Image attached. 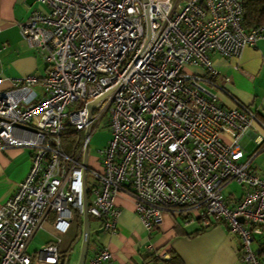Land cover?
I'll return each mask as SVG.
<instances>
[{"label":"built area","instance_id":"2783aa9c","mask_svg":"<svg viewBox=\"0 0 264 264\" xmlns=\"http://www.w3.org/2000/svg\"><path fill=\"white\" fill-rule=\"evenodd\" d=\"M33 1L39 7L18 28L45 73L0 91V149L30 150L26 175L0 203V264H57L60 236L84 208L115 233L120 193L146 230L165 214L182 225L224 224L240 239L241 260L264 264V240L252 249L264 238V171L251 168L264 122L235 99L218 105L203 86L221 87L211 53L239 57L264 39V24L244 27L243 0ZM104 117L110 138L91 167L89 137ZM232 181L243 188L238 198L222 195ZM48 220L53 241L29 253ZM110 257L98 247L84 264Z\"/></svg>","mask_w":264,"mask_h":264},{"label":"crops","instance_id":"0c3cea01","mask_svg":"<svg viewBox=\"0 0 264 264\" xmlns=\"http://www.w3.org/2000/svg\"><path fill=\"white\" fill-rule=\"evenodd\" d=\"M38 7L33 0H0V91L10 89L14 78L28 74L41 78L45 73V64L37 51L23 41L18 28V24ZM210 59L220 75L228 78L223 82L219 76L216 81L221 87L203 85L216 103L229 108L235 99L254 110L264 122V39L243 48L239 57L211 53ZM189 71L203 73L198 67H191ZM29 157L28 148L0 149V203L13 193L26 175ZM115 205L120 211L115 233L105 230L97 233L101 227L95 219L93 229L98 243L89 244L86 258L98 247H105L111 257L103 264H245L239 255V237L224 224L208 228L197 222L182 225L170 214H165L157 227L146 230L134 211L132 197L120 193L115 197ZM48 221L43 224L48 236L45 245L54 239ZM79 235L75 220L67 233L60 236V242L72 241L77 236L76 242L80 244ZM63 250L58 249L59 252Z\"/></svg>","mask_w":264,"mask_h":264},{"label":"rangeland","instance_id":"374dc122","mask_svg":"<svg viewBox=\"0 0 264 264\" xmlns=\"http://www.w3.org/2000/svg\"><path fill=\"white\" fill-rule=\"evenodd\" d=\"M110 129L107 125V117H104L99 125L93 130L92 134L89 137V146H88V163L89 166H95L97 164V160L101 158L100 150L103 149V147L106 145L108 139L110 138ZM242 144L245 149V154L250 155L256 148V145L253 143V140L251 139V136L246 135L243 140ZM251 168L262 172L264 171V150L260 151L257 155L254 156L251 163ZM243 188L241 185L236 183L235 181L230 182L226 187L222 190V195L224 197L231 198V195L234 198H238L240 194L242 193ZM76 221L77 218L75 219ZM75 220L73 222H75ZM72 222V223H73ZM88 222L90 226V234H89V244L90 246L96 245L98 243L97 234L94 233V225L96 223V220L92 216H88ZM48 236L46 233V230L42 227L40 228L37 233L34 235L30 245H29V253L33 254L40 248H42L45 244V241L47 240ZM78 237H74L72 241H69V239H66L64 241H61L58 244V249L66 251L69 253V258L67 261V264H76L78 260L79 250H80V244L77 243ZM264 240V238L260 237L257 238L252 243V249L255 250L260 242ZM66 245V247H64ZM71 246V247H70ZM71 248V250H68Z\"/></svg>","mask_w":264,"mask_h":264},{"label":"trees","instance_id":"16d2710c","mask_svg":"<svg viewBox=\"0 0 264 264\" xmlns=\"http://www.w3.org/2000/svg\"><path fill=\"white\" fill-rule=\"evenodd\" d=\"M242 21L246 29H250L254 26L264 24V0H243ZM76 218L78 220V225L80 230L82 222L80 217H76ZM68 250H71V248H69ZM68 258H69L68 252L66 251L59 252L57 264H67Z\"/></svg>","mask_w":264,"mask_h":264},{"label":"water","instance_id":"95a60500","mask_svg":"<svg viewBox=\"0 0 264 264\" xmlns=\"http://www.w3.org/2000/svg\"><path fill=\"white\" fill-rule=\"evenodd\" d=\"M97 101L92 102L90 104H88V112L90 114L92 107L96 104ZM86 161V152L83 158V164H85ZM239 221H241V219H239ZM81 228H80V235H79V239H80V250H79V255H78V260L76 264H84L86 256H87V250H88V246H89V234H90V230H89V224H88V215L86 213V210L84 208L82 216H81ZM101 229H99L97 231V233L99 231H101Z\"/></svg>","mask_w":264,"mask_h":264}]
</instances>
